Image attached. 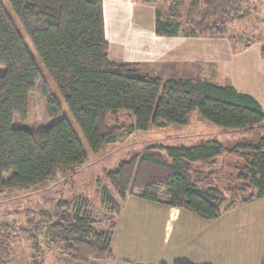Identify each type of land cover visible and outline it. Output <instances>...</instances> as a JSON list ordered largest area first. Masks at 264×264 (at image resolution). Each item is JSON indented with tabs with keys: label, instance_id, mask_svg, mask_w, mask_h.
<instances>
[{
	"label": "trees",
	"instance_id": "trees-1",
	"mask_svg": "<svg viewBox=\"0 0 264 264\" xmlns=\"http://www.w3.org/2000/svg\"><path fill=\"white\" fill-rule=\"evenodd\" d=\"M6 1L92 154L118 141L124 128L107 120L122 111L133 116L128 133L184 125L194 111L226 131L247 133L248 137L230 146L217 139L191 146L156 145L147 147L139 160H121L107 173L120 199L135 193L211 220L233 205L264 197V111L254 98L232 86L203 79H162L140 72L135 64L111 61L103 0ZM168 1L175 4L177 0ZM249 15V0H190L183 23L177 14L161 20L156 10L154 33L158 37L180 33L186 37L224 36L228 24ZM260 54L264 58L263 45ZM0 67L4 68L0 75V191L38 186L57 173L72 178L88 154L69 121L61 117L57 96L1 0ZM36 90L45 101L47 115L57 119L37 129L14 127L15 116L26 117L29 95ZM224 166L232 170L224 188H202V183L207 185L214 177L215 169ZM5 174H10L6 180ZM247 190L251 192L244 198L241 195ZM102 197L114 205L105 190ZM58 206L53 216L43 213L38 223L28 220L24 233L36 237L45 224L46 235L71 260L111 258L110 232L95 231L86 212L80 213L67 201ZM8 240L7 233L0 231V256L4 258L9 255ZM32 260V264H44L39 254Z\"/></svg>",
	"mask_w": 264,
	"mask_h": 264
},
{
	"label": "crops",
	"instance_id": "crops-1",
	"mask_svg": "<svg viewBox=\"0 0 264 264\" xmlns=\"http://www.w3.org/2000/svg\"><path fill=\"white\" fill-rule=\"evenodd\" d=\"M103 6L111 61L137 63L146 68L151 65L152 74L147 75L153 77L162 72L175 75L178 71L173 70L177 67L197 63L196 67L204 69L200 79L232 86L254 98L264 111V58L260 43L250 57V46L234 52L225 39L218 37H158L154 33L155 12L150 5L134 0H103ZM121 21L128 29L122 33L126 39L122 46L114 44L107 35L108 32L123 40L117 27ZM158 66L157 75L153 68ZM226 133L233 138L214 139L230 146L234 137H248L242 131ZM110 233L108 264H264V197L233 205L210 220L184 208L128 193L119 199ZM82 264L98 263L89 259Z\"/></svg>",
	"mask_w": 264,
	"mask_h": 264
},
{
	"label": "rangeland",
	"instance_id": "rangeland-1",
	"mask_svg": "<svg viewBox=\"0 0 264 264\" xmlns=\"http://www.w3.org/2000/svg\"><path fill=\"white\" fill-rule=\"evenodd\" d=\"M8 14L14 23L16 29L24 40L28 50L32 54L36 65L44 74L49 86L57 96L59 106L62 109L61 117L66 118L75 135L80 140L82 146L88 154V159L84 165L77 169V173L72 178H66L61 173L47 182L23 188L5 189L0 191V231L7 233L9 248V255L7 258L0 256V264H32V258L37 254L42 256L44 264H82L88 262L108 264L110 258L99 259L95 257H88L85 261H74L61 249V245L54 243L46 235L45 224H42L41 233L36 237L24 233L27 222L33 219L36 223L42 221V214L53 216L55 212L61 207L63 201H67L70 206H76L80 213L86 212L90 218L91 227L95 231L103 230L110 232L113 224L114 214L118 208L119 197L113 186L107 179V173L117 168L121 160H129L132 157H139L142 152L148 147L156 145L164 146H191L208 139L233 138L226 133V130L217 127L205 121L199 114L194 111L188 116V122L184 125L168 124L164 127H149L147 130H132L127 132V126L133 122V116L126 112H119L114 116L108 117V124L122 126L124 128L118 135V141L115 144L106 146L97 154H92L83 138L77 124L71 117L64 102L62 101L56 88L52 85L49 76L45 73V69L36 54L28 36L25 34L23 28L18 22L15 14L9 8L6 0H1ZM136 3H143L134 0ZM190 0H177L176 3H170L168 0H153L151 3H145L151 6V9L159 11L160 19L165 20L174 14L180 16L182 23L185 21L188 4ZM250 15L243 21H234L228 24L227 32L224 36H216L225 39L232 49V51H240L247 46H250L248 56L254 55L256 45L260 43L264 46V0H249ZM155 20V17H154ZM118 32L121 33L120 41L118 36H111L108 32L109 38L115 43L122 46L126 39L122 33L128 29L121 23H117ZM183 24V29L185 30ZM176 36L182 39L189 38L183 33ZM183 34V35H182ZM196 37H210V36H196ZM120 41V42H119ZM132 50V48L130 49ZM125 51V50H120ZM132 53V52H131ZM112 56V55H111ZM137 57V55L135 56ZM118 63V62H115ZM126 63V62H125ZM128 63V62H127ZM138 66L140 72L144 74H152L150 70L151 65H144L132 63ZM197 64V63H195ZM194 63H186V65L177 67L173 71H178V74L169 72H162L160 77L162 79H200L204 69L196 67ZM198 65V64H197ZM192 66V67H191ZM202 66V65H201ZM203 65L202 67H204ZM155 69L153 73L160 74V67ZM4 68L0 67V75ZM28 111L25 118L15 116L13 119L14 127H26L30 129H37L43 125H47L55 121L57 118H50L46 113L45 101L36 90L29 95ZM236 141L237 137H234ZM219 167L220 165H216ZM218 170L207 183H202V188L206 186L218 185L221 189L225 184L226 177L232 174V170L226 166ZM10 174H5L3 179L6 180ZM132 184V183H131ZM240 187V186H239ZM224 188V187H223ZM105 190L114 200V205H109L104 202L102 191ZM251 190L245 191L241 196L244 198L250 194ZM229 194L226 193V197ZM230 198L228 199V201ZM53 219V218H52ZM3 230H1L2 228ZM5 228V229H4ZM34 245L37 249H34Z\"/></svg>",
	"mask_w": 264,
	"mask_h": 264
}]
</instances>
